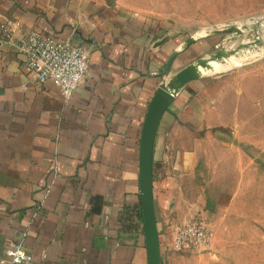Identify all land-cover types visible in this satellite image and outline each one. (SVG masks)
Masks as SVG:
<instances>
[{"label": "crops", "instance_id": "obj_1", "mask_svg": "<svg viewBox=\"0 0 264 264\" xmlns=\"http://www.w3.org/2000/svg\"><path fill=\"white\" fill-rule=\"evenodd\" d=\"M6 19L13 31L0 30V258L15 240L31 254L26 264H147L138 163L143 118L171 50L177 48L173 66L181 47L190 43L189 54L206 39L163 42L138 15L93 0H0V23ZM31 30L71 36L85 47L88 69L68 98L25 67L14 42ZM202 75L176 92L155 133L162 264L183 254L167 240L185 220L184 175L205 139L228 134L215 112L214 78Z\"/></svg>", "mask_w": 264, "mask_h": 264}, {"label": "rangeland", "instance_id": "obj_2", "mask_svg": "<svg viewBox=\"0 0 264 264\" xmlns=\"http://www.w3.org/2000/svg\"><path fill=\"white\" fill-rule=\"evenodd\" d=\"M93 1L138 15L163 42L206 39L189 54L184 48L190 43L181 47L171 72L214 44L232 47L255 34L264 41V0ZM232 24L243 30H213ZM210 67H201L202 77L214 78L215 112L228 134L205 139L184 175L181 220L202 217L214 235L208 246L183 252L175 264H264V42L212 60Z\"/></svg>", "mask_w": 264, "mask_h": 264}, {"label": "built area", "instance_id": "obj_3", "mask_svg": "<svg viewBox=\"0 0 264 264\" xmlns=\"http://www.w3.org/2000/svg\"><path fill=\"white\" fill-rule=\"evenodd\" d=\"M0 30L10 36L13 29L9 20L0 23ZM15 47L25 54L24 65L39 82L51 80L63 96L68 98L81 82L88 69L85 47L71 36H59L38 30L20 33ZM213 228L202 217H190L174 226L167 240V248L184 252L204 248L212 241ZM9 254L0 258V264H26L30 252L19 241L9 240Z\"/></svg>", "mask_w": 264, "mask_h": 264}, {"label": "water", "instance_id": "obj_4", "mask_svg": "<svg viewBox=\"0 0 264 264\" xmlns=\"http://www.w3.org/2000/svg\"><path fill=\"white\" fill-rule=\"evenodd\" d=\"M224 29H231L239 33L243 30V26L232 24L227 27L214 28L213 30L219 31ZM232 35L230 34L225 37V41L229 40ZM192 38L190 36L186 42H190ZM251 39L248 42L240 41L232 47L226 46L224 43L219 47H216L218 44H214L208 53L196 57L173 72H171V68L173 59L177 53V48L172 49L166 58L164 67L161 70L163 77L149 99L139 139V191L147 264H162L152 181L153 146L160 117L163 111L167 109L176 92L187 81L200 76L202 74L201 67L210 66V60L221 59L235 52L238 48L244 46L245 43L260 44L264 42L258 34H255Z\"/></svg>", "mask_w": 264, "mask_h": 264}, {"label": "bare ground", "instance_id": "obj_5", "mask_svg": "<svg viewBox=\"0 0 264 264\" xmlns=\"http://www.w3.org/2000/svg\"><path fill=\"white\" fill-rule=\"evenodd\" d=\"M257 45H259V44H257V43H251V44L245 43L244 46L238 48L235 52L230 53V54H234V53H236L237 51H239V50L242 49V48H247V47H252V46H257ZM230 54H229V55H230ZM229 55H227V56H229ZM227 56H224V57H227ZM224 57H222V58H224ZM222 58H221V59H222ZM212 60H216V59H212ZM212 60H210V61H212ZM202 67H209V68H211L210 66H202ZM213 67H214V65H213ZM214 68H215V67H214ZM216 68H217V67H216Z\"/></svg>", "mask_w": 264, "mask_h": 264}]
</instances>
